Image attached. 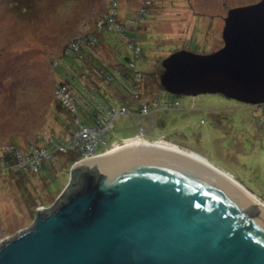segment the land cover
<instances>
[{
  "label": "rangeland",
  "instance_id": "1",
  "mask_svg": "<svg viewBox=\"0 0 264 264\" xmlns=\"http://www.w3.org/2000/svg\"><path fill=\"white\" fill-rule=\"evenodd\" d=\"M110 1L0 0L1 148L10 142L21 147L36 142L42 145V138L51 135L54 143L58 135L70 141V129L77 124L69 113L57 110L55 93L65 74L74 75L71 86L79 94L82 108H77V114L81 123L104 119L103 106L109 110L111 106L120 108V103L127 105L124 114L112 116L110 131L103 133L107 142H98V152L120 146L125 140L176 144L231 175L264 205V113L260 108L219 93L174 95L156 81L163 71L162 60L172 52L186 49L210 53L220 48L227 12L259 0H117L119 19L135 18L142 6L146 10L136 35L141 47L137 69L146 73L150 83L149 87L142 84L141 95H151L147 92L151 89V100L177 101L173 106L158 105L151 114H145L153 126L145 117L143 124L148 127L141 135L133 115L139 101L130 96L123 74L117 73V68L123 73L126 58L131 57L126 37L134 31H102L110 49L97 48L100 56L96 57L104 61L106 73L114 74L112 81L99 75L97 60L85 61L71 53L61 55L73 37L93 32ZM87 41L83 38V45ZM52 153L37 171L24 169L20 174L26 180L19 179L17 184L10 182L8 173H0V244L33 224L23 199H16V195L26 188L37 203L51 207L66 189L74 164L70 163L79 155L75 150Z\"/></svg>",
  "mask_w": 264,
  "mask_h": 264
},
{
  "label": "water",
  "instance_id": "2",
  "mask_svg": "<svg viewBox=\"0 0 264 264\" xmlns=\"http://www.w3.org/2000/svg\"><path fill=\"white\" fill-rule=\"evenodd\" d=\"M221 37L213 52L165 57L161 86L263 103L264 0L230 9ZM127 143L74 162L53 206L37 207L33 224L0 244V264H264V207L229 174Z\"/></svg>",
  "mask_w": 264,
  "mask_h": 264
},
{
  "label": "built area",
  "instance_id": "3",
  "mask_svg": "<svg viewBox=\"0 0 264 264\" xmlns=\"http://www.w3.org/2000/svg\"><path fill=\"white\" fill-rule=\"evenodd\" d=\"M118 9V3L117 0H111V3L108 6V10L106 12V15L104 17L99 18V20L96 23V28L100 29L103 27H107L108 29L116 30V31H124L126 26L128 28H138L140 21L143 19L146 10L145 7L142 6L138 8L137 11V18H126L124 20V23L122 21L117 20V12ZM126 24V26L124 25ZM83 38H87L88 41L84 45H90L95 38L92 36V34L85 35V37L79 36L75 37L72 41H70L66 48V53H73L76 55H80L81 49L83 48ZM126 41L128 46L132 49L135 55L139 53V46H138V39L136 37V32L134 31L133 34H127ZM85 47V46H84ZM130 65L135 67V63L132 61L130 62ZM119 71L117 70V73ZM74 79V76H69V82L64 83H58L57 90H56V97L61 102V104L69 109L71 113H75L77 107L81 102L79 101V94L73 89V87L70 85L71 80ZM135 84L133 85L134 91L132 93V96L134 98L137 96L136 86L137 83L140 81L139 74H136L134 77ZM131 87V85H130ZM85 90V89H84ZM177 101H167L163 103H159L158 98H153L150 103H144L141 107H139L138 113L135 114V118L138 119V127H137V134H142L144 131L147 130V125L143 124L144 118L146 117L145 114H151V109L156 108L158 105H162L165 107L176 105ZM87 105V104H86ZM261 107L262 113H264V102L259 104ZM102 113L104 119L98 118V121L96 124H82L79 123L76 116H74V122L78 124L77 128L72 131V139L68 142H62V141H54L51 138H47L48 146H31L28 150H21V149H14L13 145H4L2 148H0V169L8 168L9 166H18L19 168L25 169L30 168L33 171H37L40 166L42 160H47L51 157V154L54 150L57 151H65L66 149L76 146L81 158L80 159H88L95 156H98L104 152H106L108 149L106 148L103 152H98L96 150L97 144L99 141H101L103 144H105V140L103 139V133L107 130H110L113 125V118L112 116H117L124 114L127 111V106L122 105L120 108H109L107 110V107H102ZM147 118V121L149 125L152 127L153 125L150 123L149 118ZM139 137V135H137ZM135 140L131 141H124L123 143L127 142H134ZM138 141V140H137ZM5 154L11 155V158L5 159ZM15 159V164L11 165V159ZM77 160V161H78ZM76 162V161H75Z\"/></svg>",
  "mask_w": 264,
  "mask_h": 264
},
{
  "label": "trees",
  "instance_id": "4",
  "mask_svg": "<svg viewBox=\"0 0 264 264\" xmlns=\"http://www.w3.org/2000/svg\"><path fill=\"white\" fill-rule=\"evenodd\" d=\"M110 3H111V1H110ZM109 6V5H108ZM118 10V9H117ZM116 14H117V12H115ZM104 15H106V13L104 12L103 14H101L100 15V18H102V17H104ZM99 18V17H98ZM117 20L118 21H122V23H124V19H119V17H118V14H117ZM127 18H131V17H127ZM135 18H137V16L135 17ZM142 21V20H141ZM140 21V22H141ZM125 26H126V24H124ZM139 27H140V23H139ZM139 27L138 28H130L131 30H133V31H135L136 33H137V31L139 30ZM96 28V27H95ZM126 28H128L127 26H126ZM125 28V29H126ZM104 29H108L107 27H103V28H100V29H98V28H96V29H94L93 30V32L91 33L92 34V36L95 38V40L90 44V45H88V46H85V47H83L82 49H81V52H80V55H76V54H73V53H71L74 57H79V58H81V59H83V60H85V61H90V60H92V58L94 59V60H97V65H95V69H97V68H99L100 67V71H98L100 74V76L102 75V78H105V79H107V81H112V79L114 78V74H112V73H106L105 72V70H104V61L101 59V58H98V57H96V54H98V52H97V48H98V45H99V43H103L102 41H99L98 40V37H97V34L101 31V30H104ZM109 30H113V28L112 29H109ZM97 31V32H96ZM115 31V30H114ZM100 34H102V33H100ZM137 35V34H136ZM75 37H73V39H74ZM72 39V38H71ZM70 41H68L67 43H69ZM66 46L67 45H65V48H66ZM138 46H139V53L137 54V55H135L134 54V52L132 51V49L129 47V49H130V51H131V57H127L126 58V60H127V63H126V67H125V70L123 71V73H122V70L120 69V68H117L118 69V73L119 74H123V79L125 80V82H126V84H127V88H128V86H129V92H130V96L132 97V98H134L133 96H132V93H133V91H134V88H133V85L135 84V80H134V77H135V75L136 74H139V76H140V81L137 83V86H136V91H137V96L138 97H136V98H134V100H137V101H139V103H138V105H137V110L134 112V119H136L135 118V114L136 113H138V111L140 110L139 109V107H141L142 106V104H144V103H150L151 102V99H149V97L150 96H152V90L150 89H148V93L149 94H151V95H145V96H142L141 95V86H142V84L144 85H146V86H148L149 87V85H148V83L149 82H147V79H146V73H144V72H141V71H139L138 69H137V59L139 58V56H140V53H141V47H140V45H139V43H138ZM64 48V47H63ZM63 51V53L61 54V55H64V54H67L66 52H65V49H62ZM69 54V53H68ZM67 54V55H68ZM99 55V54H98ZM100 56V55H99ZM133 62V63H135V67H133L132 65H130V62ZM94 71H96V70H94ZM93 73V72H92ZM160 75V74H159ZM69 76L70 75H68V74H65L64 75V80H60L59 81V83H64V82H69ZM72 76H74V75H72ZM71 77V76H70ZM74 78H75V76H74ZM72 81H73V79L71 80V83H72ZM157 83H160V81H159V77H157ZM71 83H70V85H71ZM150 84V83H149ZM130 85H131V87H130ZM163 88V87H162ZM84 89H86V90H88V91H90V89H87V88H85L84 87ZM55 100H56V102H57V110H64V111H66L67 113H69V115L71 116V119L74 121V116H76L77 117V119H78V121H79V123H81L80 122V120H79V118H78V114H77V109H76V111H75V113L73 114V113H71V111L69 110V109H67L66 107H64L62 104H61V102L57 99V97H56V95H55ZM148 100V101H147ZM147 101V102H146ZM120 105L122 106V105H125V104H121L120 103ZM127 106V105H126ZM78 107H81V104H79V106ZM77 107V108H78ZM112 108H114L113 106H111ZM110 107V108H111ZM82 108V107H81ZM116 109V108H115ZM81 110H83V109H81ZM75 123V122H74ZM97 123V122H96ZM96 123H94V124H96ZM139 123V122H138ZM77 124V123H76ZM83 124V123H82ZM84 124H86V123H84ZM137 125V124H136ZM77 126H78V124H77ZM77 126L75 127V129L77 128ZM137 127H138V125H137ZM75 129H70V132H71V135H72V131L73 130H75ZM110 131V130H109ZM58 136H60V137H58L57 139H56V141H62V142H68V141H65L64 139H63V137H61V135H58ZM47 138L48 137H46L45 138V140H43V138H42V146H48V143H47ZM49 138H51L52 140H53V135H51ZM104 139V138H103ZM40 139H38V141H39ZM105 140V139H104ZM105 142H107L106 140H105ZM106 144V143H105ZM118 144V143H117ZM9 145H13V147H14V149H21V150H28V149H30L31 148V146H40V144H38L37 142L34 144V145H27V146H25V147H21V145H19V144H15V143H13V142H10L9 143ZM109 147H111V146H108V147H106V148H109ZM0 148H1V146H0ZM105 148V149H106ZM104 149V150H105ZM73 150H75L76 151V153L79 155V156H77V157H75V158H73V160H72V162L70 163V165H72L75 161H77L79 158H81V155H80V153H79V151H78V149H77V147L76 146H72V147H70V148H68V149H66L65 151H58V152H62V153H67V152H71V151H73ZM104 150H102V151H99V152H103ZM53 154V153H52ZM52 154H51V156H52ZM69 157L68 158H72L73 157V153L72 154H69L68 155ZM6 158H11V155H9V154H5V159ZM16 162H15V159L14 158H12L11 159V165H14ZM25 169H29V170H31V171H33L32 169H30V168H25ZM24 169H22V168H19L18 166H9L8 168H4V169H0V173L1 174H3V175H6L7 173L9 174V180H10V182H12V183H15V184H17L16 182L20 179H24V178H21L22 177V175L20 174L22 171H23ZM34 172V171H33ZM24 180H26V179H24ZM11 183V184H12ZM66 184V183H65ZM64 184V185H65ZM64 185L62 186V188L64 187ZM62 188H61V190H62ZM60 190V191H61ZM27 190H26V188H25V192H26ZM59 191V192H60ZM25 192H23V193H19V195H16V199H23V202L22 203H24V206L26 207L25 208V212H27L29 215H30V218H34V215H35V212H36V209H37V207L38 206H41V205H44V206H47V204H45V203H43V202H36L34 199H33V197H32V193H31V191H27L26 192V194H25ZM58 192V193H59ZM57 193V194H58ZM56 194V195H57ZM55 195V196H56ZM23 197V198H22ZM54 199V197L51 199V200H53ZM18 201V200H17ZM22 201V200H21ZM21 209H22V207H21ZM24 212V211H23Z\"/></svg>",
  "mask_w": 264,
  "mask_h": 264
},
{
  "label": "bare ground",
  "instance_id": "5",
  "mask_svg": "<svg viewBox=\"0 0 264 264\" xmlns=\"http://www.w3.org/2000/svg\"><path fill=\"white\" fill-rule=\"evenodd\" d=\"M140 143H147V144H151V143H148V142H139V141H136V142H130V143H127V144H131V145H135V144H140ZM153 143V142H152ZM153 145H159V146H163V147H166V148H170V149H173V150H176V151H180V152H183V153H186L188 155H191L205 163H208V164H211L209 163L205 158L197 155L195 152H192V151H187V150H184L182 148H179L178 146H176L175 144H172V143H169V142H166V141H161V142H154ZM126 146H130V145H126ZM121 148H124V146H115L113 148H110L108 149V152L107 153H110V152H113V151H116L118 149H121ZM110 150V151H109ZM105 153V154H107ZM212 165V164H211ZM229 177L238 185L240 186L241 188H243L248 194H250L255 200H257L259 203H261L262 205V201L260 202V200H258V197L254 194H252L250 191L247 190V188L243 187L236 179H234L231 175H229ZM264 202V201H263ZM264 207V205H262Z\"/></svg>",
  "mask_w": 264,
  "mask_h": 264
},
{
  "label": "crops",
  "instance_id": "6",
  "mask_svg": "<svg viewBox=\"0 0 264 264\" xmlns=\"http://www.w3.org/2000/svg\"><path fill=\"white\" fill-rule=\"evenodd\" d=\"M96 29V28H95ZM102 31L103 30H101L98 34H97V37H98V40L99 41H102L103 43H99V45H98V48L100 47V48H109V46L105 43V41H104V36L102 35V34H100V33H102ZM97 32V31H96ZM137 34V33H136ZM110 49V48H109ZM98 54H99V52H98ZM111 59H114L115 60V58H111ZM176 145V144H175ZM186 150V149H185Z\"/></svg>",
  "mask_w": 264,
  "mask_h": 264
},
{
  "label": "flooded vegetation",
  "instance_id": "7",
  "mask_svg": "<svg viewBox=\"0 0 264 264\" xmlns=\"http://www.w3.org/2000/svg\"><path fill=\"white\" fill-rule=\"evenodd\" d=\"M235 100V99H234ZM258 108H260V110H261V107H260V105H256Z\"/></svg>",
  "mask_w": 264,
  "mask_h": 264
}]
</instances>
